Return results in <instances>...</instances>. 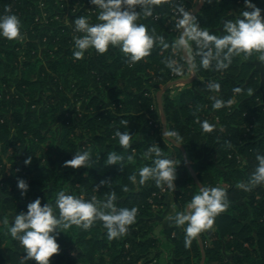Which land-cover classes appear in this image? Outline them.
I'll use <instances>...</instances> for the list:
<instances>
[{"label":"trees","instance_id":"obj_1","mask_svg":"<svg viewBox=\"0 0 264 264\" xmlns=\"http://www.w3.org/2000/svg\"><path fill=\"white\" fill-rule=\"evenodd\" d=\"M161 1L146 0L152 14L141 12L137 22L147 26L155 42L148 56L130 64L112 46L103 54L89 49L82 59L74 58V37L81 35L74 32V19L84 15L90 23L99 22V9L90 0H0V14L10 9L22 22L20 37H0V264H20L25 254L8 231L15 214L37 197L55 206L60 191L95 197L101 205L114 192L118 208L138 212L127 233L114 239L101 220L86 230L76 225L61 229L65 233L58 237L60 251L50 258L52 264H160L162 245L172 250L163 264H200L198 238L186 247L183 226L171 220L154 233L162 189L173 196L172 217L185 211L200 190L180 148L163 136L161 119L154 117L157 92L190 71L177 44L180 9L191 11L193 0ZM243 10V0H204L194 15L201 29L223 35L224 22ZM154 13L160 17L153 18ZM185 40L195 78L180 92L169 88L162 93L165 131L175 140L170 133H179L201 185L224 188L229 201L213 226L198 234L202 264H264V184L250 191L238 187L255 171L257 152L264 153V76L255 67L262 53L234 56L226 69L217 68L215 60L204 67L205 50L189 36ZM169 61H175L172 67ZM216 83L219 91L211 87ZM213 97L231 103L214 109ZM205 120L214 125L211 131L203 130ZM116 129L132 134L129 148L119 145ZM151 145L177 165L173 190L153 179L139 182V169L152 163L144 155ZM85 150L92 153L91 167L64 166ZM114 150L124 155L123 164H107V153ZM128 155L134 159L128 161ZM18 178L30 185L24 196Z\"/></svg>","mask_w":264,"mask_h":264},{"label":"clouds","instance_id":"obj_2","mask_svg":"<svg viewBox=\"0 0 264 264\" xmlns=\"http://www.w3.org/2000/svg\"><path fill=\"white\" fill-rule=\"evenodd\" d=\"M90 3L99 9L96 19L97 23H90L89 17L81 15L74 19V32L81 35L74 37L75 51L73 56L82 59L85 52L95 49L98 54H103L109 47H119L126 55L128 62L134 64L148 56L154 46L155 38L143 23H138V18L143 12L151 15V8L146 7V0H90ZM151 3V0H147ZM244 10L234 20L224 22V34L216 35L201 29L197 23L196 16L183 8L181 24L186 26L185 36H189L198 46L205 50L202 58L204 67H208L212 60L216 61V67L226 69L232 63L234 56L240 54L251 55L254 51L262 53L264 60V9L253 3V0H244ZM139 7V11H137ZM21 19L10 9L0 14V37L14 40L21 36ZM184 36L181 37L177 47L187 48ZM175 61H169V67ZM174 71L179 69L173 68ZM217 91L220 89L218 83L211 85ZM236 92L240 89L236 88ZM231 101L213 97L212 107L220 109ZM214 125L207 120L202 122L204 131H211ZM115 135L119 139V145L129 148L132 134L129 131L116 129ZM171 136L176 137L173 143L181 139L179 133L173 131ZM230 146V142H229ZM145 157L152 158L151 165H145L139 169V182L144 184L153 179L157 185L166 184L169 189L176 187L177 165L175 161L163 156L161 148L151 145L144 153ZM133 155H128L127 160L132 161ZM124 155L117 151L107 153V164H123ZM258 161L255 171L247 183L241 182L238 187L250 191L255 185L264 184V153L257 152ZM31 163V157L25 160V164ZM93 163L90 150L74 153L73 158L64 162L65 167L80 168L91 167ZM135 180L136 177L132 176ZM105 183V181H101ZM17 187L21 195L27 194L30 187L24 178L17 179ZM113 192L109 198L101 203L92 199H82L78 196L67 194L65 191L57 193L55 206L49 202L42 204L40 197L35 198L27 204L26 211H20L12 219L8 231L14 240L24 248L20 264H28L35 260L37 264H52L51 257L60 251L58 237L61 229H69L72 225L89 229L94 221H103L107 229L109 239L120 237L127 233L128 226L136 220L138 209L124 207L118 208ZM229 207L228 193L219 186L208 187L202 185L197 194L192 196L185 211H180L173 220L177 226H183L185 230V246L190 247L192 240L202 231L210 229L215 218ZM58 209V214L57 210ZM8 224V221H5ZM65 233V232H64Z\"/></svg>","mask_w":264,"mask_h":264},{"label":"water","instance_id":"obj_3","mask_svg":"<svg viewBox=\"0 0 264 264\" xmlns=\"http://www.w3.org/2000/svg\"><path fill=\"white\" fill-rule=\"evenodd\" d=\"M203 2H204V0H200L199 1V3L190 11V12H192V14L194 15L196 12H198L199 10H200V8H201V6L203 5ZM185 31H186V26H184L183 25V27H182V31H181V37L182 36H184V38H185ZM182 51H183V55L185 56V58L187 59V62H188V65H189V67H190V69H191V71H192V73H193V75L191 76V77H188V78H178V79H175V80H173V81H170L169 83H167L166 85H164L158 92H157V102H158V105H159V111H160V114H161V122H162V134H163V136L166 138V139H168L169 141H173V140H175V139H173V138H170L168 135H167V133H166V131H165V125H166V118H165V114H164V110H163V107H162V104H161V94L169 87V86H171L172 84H175V83H177V82H185V83H188V82H191L194 78H195V72H194V70H193V66H192V64H191V61H190V59H189V55H188V52H187V50L185 49V48H182ZM173 143V142H172ZM179 143V142H178ZM173 144H175L176 146H178L179 148H180V150H181V153H182V155H183V159H184V162H185V164H186V166H187V168H188V170H189V172H190V174L192 175V177L194 178V180L196 181V183L199 185V187H201L202 185H201V183L199 182V180L197 179V176H196V174L194 173V171H193V169H192V167H191V165H190V163H189V161H188V159H187V155H186V152H185V149H184V147L181 145V144H177V143H173ZM197 238H198V241H199V244H200V247H201V249H202V259H201V262H200V264H202L203 263V260H204V251H203V245H202V241H201V238H200V236L198 235L197 236Z\"/></svg>","mask_w":264,"mask_h":264},{"label":"rangeland","instance_id":"obj_4","mask_svg":"<svg viewBox=\"0 0 264 264\" xmlns=\"http://www.w3.org/2000/svg\"><path fill=\"white\" fill-rule=\"evenodd\" d=\"M199 0L195 1V4L198 3ZM46 14H43V17H45ZM186 37V36H185ZM187 77V76H185ZM184 78V77H183ZM178 83V82H177ZM177 87H180V83L179 85L176 84ZM176 85H171V87L169 86V88L174 89L176 88ZM163 87V86H162ZM172 94H174V91H171ZM155 117H158V113L155 114ZM160 118V117H159ZM10 167L9 164H6V169H8ZM162 193L164 194V200H163V204L162 206L158 207V210H161V212H157L155 213V228H154V233L159 234L161 230L168 228L170 225V221L171 219H169L170 216L173 215L174 213V209H175V205H174V201H173V196L171 195V193L166 190V188L162 189ZM167 237L163 236V240L166 242ZM64 247V246H63ZM67 247V246H66ZM165 245H162L160 247V253H158L160 258V264L164 263L165 257H167L168 253H170L172 250L169 249L168 251H165ZM164 250V252H163ZM71 254H73V250H71Z\"/></svg>","mask_w":264,"mask_h":264},{"label":"crops","instance_id":"obj_5","mask_svg":"<svg viewBox=\"0 0 264 264\" xmlns=\"http://www.w3.org/2000/svg\"><path fill=\"white\" fill-rule=\"evenodd\" d=\"M195 1L196 0H193V8L199 3V1H198V3H196L195 4ZM162 2V4H164L165 3V0H162L161 1ZM253 3H255L257 6H259V7H261L262 9H264V0H253ZM245 7V5H244V0H243V8ZM192 8V9H193ZM191 9V10H192ZM262 15H264V12H262ZM185 39H186V37H185ZM186 41V40H185ZM186 50H187V48H186ZM255 67L260 71V73H261V75L262 76H264V60H258V61H256L255 62ZM193 75V73H192V71H191V69H190V71H189V73H188V75H187V77H184V78H188V77H191ZM179 83L181 84L180 85V87L178 86L177 87V85L176 84H178L179 85ZM172 85H176V91H178V92H180V91H182L186 86H185V82H178V83H175V84H172ZM171 87V86H170ZM162 88V87H161ZM168 89V88H167ZM166 89V90H167ZM165 90V91H166ZM164 91V92H165ZM162 95V94H161ZM161 104H162V102H161ZM154 117H155V115H154ZM158 117H160V119H162L161 118V114H160V111H159V105H158ZM156 118V117H155ZM171 253V252H170ZM170 253H168V255H170Z\"/></svg>","mask_w":264,"mask_h":264},{"label":"built area","instance_id":"obj_6","mask_svg":"<svg viewBox=\"0 0 264 264\" xmlns=\"http://www.w3.org/2000/svg\"><path fill=\"white\" fill-rule=\"evenodd\" d=\"M159 17H160V14H159V13H154V14H153V18L157 19V18H159Z\"/></svg>","mask_w":264,"mask_h":264}]
</instances>
